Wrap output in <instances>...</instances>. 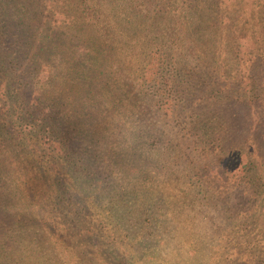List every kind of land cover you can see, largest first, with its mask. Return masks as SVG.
<instances>
[{"label": "trees", "instance_id": "obj_1", "mask_svg": "<svg viewBox=\"0 0 264 264\" xmlns=\"http://www.w3.org/2000/svg\"><path fill=\"white\" fill-rule=\"evenodd\" d=\"M0 264H264V0H0Z\"/></svg>", "mask_w": 264, "mask_h": 264}, {"label": "rangeland", "instance_id": "obj_2", "mask_svg": "<svg viewBox=\"0 0 264 264\" xmlns=\"http://www.w3.org/2000/svg\"><path fill=\"white\" fill-rule=\"evenodd\" d=\"M196 106H197V105H196ZM197 108H198V106H197ZM210 149L212 150V146H211ZM209 165H210V167L212 166V161L209 163Z\"/></svg>", "mask_w": 264, "mask_h": 264}]
</instances>
